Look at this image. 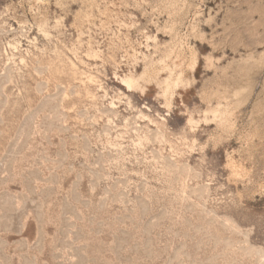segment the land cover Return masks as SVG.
I'll return each instance as SVG.
<instances>
[{"label": "rangeland", "instance_id": "rangeland-1", "mask_svg": "<svg viewBox=\"0 0 264 264\" xmlns=\"http://www.w3.org/2000/svg\"><path fill=\"white\" fill-rule=\"evenodd\" d=\"M0 264H264V0H0Z\"/></svg>", "mask_w": 264, "mask_h": 264}]
</instances>
